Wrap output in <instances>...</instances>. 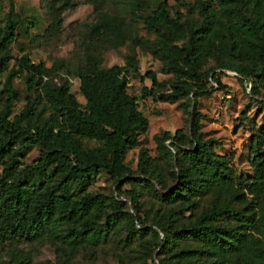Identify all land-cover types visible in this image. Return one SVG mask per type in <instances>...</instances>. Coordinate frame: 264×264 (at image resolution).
Returning a JSON list of instances; mask_svg holds the SVG:
<instances>
[{
  "label": "rangeland",
  "instance_id": "374dc122",
  "mask_svg": "<svg viewBox=\"0 0 264 264\" xmlns=\"http://www.w3.org/2000/svg\"><path fill=\"white\" fill-rule=\"evenodd\" d=\"M204 1L219 10L216 0ZM163 4L171 16L180 15L185 24L179 38H174L166 25L151 29L143 19ZM232 6L258 25L264 23V0L251 4L235 0ZM202 7L201 0H0V34L9 18L16 24L8 46V67L0 74V112L8 104L5 82L10 69L25 54L32 63L44 61L51 69L44 80L53 86H66L81 108L87 109L79 74L87 67V55H92L98 68H123L127 94L136 99L137 110L148 121L138 145L128 149L123 159V175L130 184L119 189L114 177L98 169L83 185L73 184L70 189L75 202L85 196L96 198V205L84 219H64L59 227L39 236L29 230L27 217L34 201L55 189L64 176L58 163L41 167L44 157L55 151L58 130L53 129L47 144L27 137L13 138L9 154L0 162V264H264V187L258 183L256 163L248 153L253 135L264 132V82L258 83L256 77L262 64L251 58L231 57L222 45L205 62L200 76L169 72L161 59L165 51L188 44V29L203 26L206 16ZM105 14L124 22L127 40L118 48L108 47L105 37L90 36V25ZM228 17L236 21L228 12L223 13L222 19ZM222 61L245 68L247 74L222 70ZM147 75L155 77L156 85ZM12 81L18 97L10 102V119L20 116L30 99L34 116L22 126L46 122L51 112L40 87L29 90L24 73ZM177 85L194 93L176 101L161 99ZM178 130L182 131V147L194 148L197 142H206L226 157L233 171L234 190L215 183L200 197L187 189L174 201L164 197L185 182V172L165 151ZM75 140L83 154H97L104 148L96 139L77 136ZM37 165L40 168H35ZM19 181H26L35 190L25 212L17 211L6 200ZM223 203L249 218L243 222L248 224L242 229L244 244L221 258L207 252L196 258L186 255L189 250L210 247L209 241L196 233L195 225L202 213ZM133 215L141 218L144 229L137 227ZM86 220L91 232L77 242L73 230L83 228ZM211 225L237 226L228 214ZM94 232L104 235L97 244L92 242ZM161 242L163 249L158 246Z\"/></svg>",
  "mask_w": 264,
  "mask_h": 264
},
{
  "label": "trees",
  "instance_id": "16d2710c",
  "mask_svg": "<svg viewBox=\"0 0 264 264\" xmlns=\"http://www.w3.org/2000/svg\"><path fill=\"white\" fill-rule=\"evenodd\" d=\"M244 1L246 4L255 2V0ZM216 2L219 6L218 11L211 9L206 1L201 0L206 16L205 23L198 29L187 30L189 41L186 46H175L173 52L163 53L161 59L164 67L174 74L200 76V70L205 62L217 52V47L222 45L221 49L231 57L251 58L260 62L262 69L260 73H256V77L258 83L264 82V23L258 25L241 10L235 9L232 6L235 0H216ZM227 12L236 19L235 22L229 17L222 19L223 13ZM143 19L151 29L158 28L162 24L166 25L174 38H179L185 30L180 15L171 16L164 4L154 10L153 15L143 16ZM15 26V22L9 18L4 31L0 34V74L8 67L10 60L7 55L8 46L15 36ZM89 29L90 36L105 37L110 48H118L127 40L124 22L115 15H101ZM87 57V67L79 74L80 90L87 100V109L81 108L66 86H53L45 81L51 69L46 67L44 61L32 63L26 54L20 58L17 66H12L5 82L8 104L0 112V162L9 154L13 138L27 137L32 142L47 144L53 138V129L58 130L54 141L55 151L44 157L41 167L58 163L57 168L64 172V176L55 189L46 191L30 208L27 222L29 230L34 235H43L59 227L64 219L72 221L84 219L96 205V198L85 196L80 202H75L71 197L70 189L73 184L83 185L97 174L98 169L103 168L114 177L119 189L128 186L130 179L123 175V159L128 149L138 145V137L148 125L147 119L137 110L136 99L127 94L126 80L122 76L123 68L113 66L101 69L92 62V55ZM219 66L222 70L236 71L238 75L247 74L245 68L234 66V63L222 61ZM22 73L26 75L28 89L40 87L48 103L51 115L40 125L22 126L23 121L30 123L34 116L35 107L30 99L27 100L23 113L10 119L12 114L10 102L18 97V91L14 88L12 80ZM147 76L151 78L153 85H156L155 77ZM211 78L220 85L219 79L213 75ZM190 93L194 91L183 85H177L173 92L161 95V99L176 101ZM77 136L96 139L104 144V148L98 150L97 154H83L79 143L75 140ZM182 139V131L178 130L171 145L165 146L169 157L177 161L181 172H185L183 186L167 192L164 195L167 200L174 201L182 189L183 192L187 189L188 192L192 191L194 196L200 197L215 183L227 190L235 189L233 171L228 166L226 157L215 153L206 142H197L198 146L194 148L182 147ZM248 153L256 163L257 176L261 179L258 183L264 187L263 131L253 135ZM35 168L40 166L37 165ZM34 191L26 181H19L13 185L6 200L17 211L25 212L29 208ZM224 214L236 220L235 228L211 225L213 220H218ZM132 217L137 227L144 229L141 218L134 215ZM246 218L243 211L233 210L228 204L211 207L202 213L195 225L196 233L201 235L204 241H209L210 247L189 250L185 254L196 258L201 253L207 252V254L216 253L221 258L230 252H236L244 244L245 233L242 229L248 226L243 223ZM84 222L83 228L73 230L74 240L77 242L83 241L91 232L90 222L87 220ZM91 237L92 242L97 244L104 235L101 232H94ZM167 237L168 235L165 234V238ZM158 246L163 249L162 242Z\"/></svg>",
  "mask_w": 264,
  "mask_h": 264
}]
</instances>
